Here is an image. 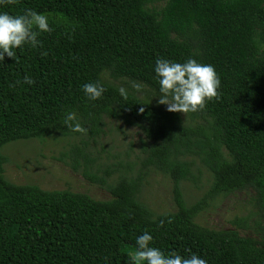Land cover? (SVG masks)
<instances>
[{"label": "trees", "instance_id": "trees-1", "mask_svg": "<svg viewBox=\"0 0 264 264\" xmlns=\"http://www.w3.org/2000/svg\"><path fill=\"white\" fill-rule=\"evenodd\" d=\"M25 9L50 14L53 30L38 37L41 47L26 45L0 63V264H131L145 230L165 253L264 264V0H14L4 8ZM158 57L213 65L219 100L182 118L141 98L137 85L158 95ZM25 75L35 83L24 84ZM97 79L107 90L89 101L82 85ZM67 112L85 133L67 130ZM110 122L140 132L133 160L99 158ZM51 135L79 139L63 159L110 200L5 179L2 148ZM201 169L209 187L188 206L181 185L199 188ZM151 171L172 181L175 212L154 214L140 200ZM247 190L255 196L256 238L195 222L209 202ZM233 224L248 228L247 219Z\"/></svg>", "mask_w": 264, "mask_h": 264}, {"label": "rangeland", "instance_id": "rangeland-1", "mask_svg": "<svg viewBox=\"0 0 264 264\" xmlns=\"http://www.w3.org/2000/svg\"><path fill=\"white\" fill-rule=\"evenodd\" d=\"M139 96L150 102H158L159 97L148 88L140 87ZM182 118L184 115L179 113ZM105 136L96 146L99 158L108 164L118 159L133 160L137 155L140 132L135 127L110 122ZM77 138H62L51 135L42 141H18L6 145L1 153L7 158L4 165V177L16 185H35L46 191L69 190L87 195L96 201L111 199L110 194L96 184H92L80 173H75L68 159H63L71 144L78 143ZM102 148V149H101ZM95 151L93 153H95ZM96 155V154H95ZM199 188L192 183H182L183 198L188 206L203 197L210 184V176L201 169ZM254 193L251 190L237 191L220 196L206 210L201 212L195 222L207 229L217 231H236L243 237L256 238L252 226L256 221ZM140 200L154 213L175 212L172 181L155 172H149L143 182ZM247 219L248 228L238 227L233 223Z\"/></svg>", "mask_w": 264, "mask_h": 264}, {"label": "clouds", "instance_id": "clouds-1", "mask_svg": "<svg viewBox=\"0 0 264 264\" xmlns=\"http://www.w3.org/2000/svg\"><path fill=\"white\" fill-rule=\"evenodd\" d=\"M13 2L0 0V63H3L5 56L11 59L15 57V50L26 45L41 47L38 37L53 30L50 14L25 9L23 14L13 15L4 10ZM153 72L158 83V103L165 105L170 113H195L203 110L208 102L219 100L221 80L211 64L200 63L193 58L177 62L158 57L154 61ZM22 82L28 85L35 83L29 75H25ZM136 87L140 89V85ZM81 90L89 101H97L107 89L97 79L83 84ZM118 92L127 99L126 88L120 87ZM63 125L73 133L86 132L75 112L65 114ZM130 259L131 264H208L206 259L195 253L185 257L175 251L163 252L153 245V236L147 230L135 237Z\"/></svg>", "mask_w": 264, "mask_h": 264}]
</instances>
